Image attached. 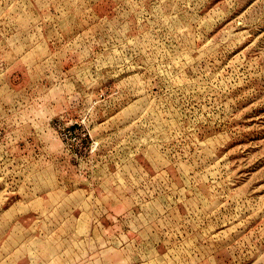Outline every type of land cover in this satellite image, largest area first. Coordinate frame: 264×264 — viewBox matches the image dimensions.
I'll list each match as a JSON object with an SVG mask.
<instances>
[{
    "label": "rangeland",
    "instance_id": "1",
    "mask_svg": "<svg viewBox=\"0 0 264 264\" xmlns=\"http://www.w3.org/2000/svg\"><path fill=\"white\" fill-rule=\"evenodd\" d=\"M4 256L264 264V0H0Z\"/></svg>",
    "mask_w": 264,
    "mask_h": 264
},
{
    "label": "crops",
    "instance_id": "2",
    "mask_svg": "<svg viewBox=\"0 0 264 264\" xmlns=\"http://www.w3.org/2000/svg\"><path fill=\"white\" fill-rule=\"evenodd\" d=\"M3 251V250H2ZM4 252V251H3ZM6 256H4V259H2V260H0V264H12V263H9L7 260H6V258H5ZM7 259H8V257H7ZM52 260L48 257L47 258V262L46 263H40V264H52V262H51ZM25 264H38V263H33V262H26ZM62 264H65V263H62Z\"/></svg>",
    "mask_w": 264,
    "mask_h": 264
}]
</instances>
